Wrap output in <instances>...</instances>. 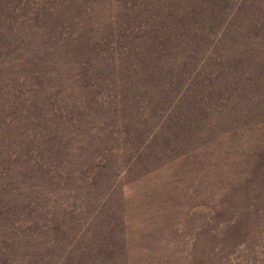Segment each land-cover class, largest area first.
Masks as SVG:
<instances>
[{
	"label": "rangeland",
	"instance_id": "rangeland-1",
	"mask_svg": "<svg viewBox=\"0 0 264 264\" xmlns=\"http://www.w3.org/2000/svg\"><path fill=\"white\" fill-rule=\"evenodd\" d=\"M0 264H264V0H0Z\"/></svg>",
	"mask_w": 264,
	"mask_h": 264
}]
</instances>
